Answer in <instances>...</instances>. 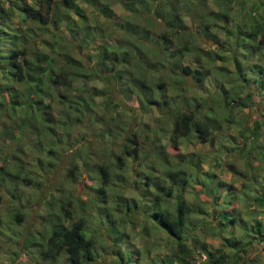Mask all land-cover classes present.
<instances>
[{"label":"trees","instance_id":"obj_1","mask_svg":"<svg viewBox=\"0 0 264 264\" xmlns=\"http://www.w3.org/2000/svg\"><path fill=\"white\" fill-rule=\"evenodd\" d=\"M119 1L124 14L108 32L101 18L109 20L115 15L112 0H0V203L6 192L15 195L22 183L40 186L62 163L70 164L67 173L71 177L83 175L85 167L90 166L91 147L109 148L118 141L124 152L116 158L119 164L129 159L133 164L138 160L145 163L139 176L132 174L138 188L143 180L147 187L155 185V169L163 167L167 184H157L151 193L152 203L147 205L150 210L144 211L151 222H145L144 230L164 242L161 264H194V246L204 255L205 264H238L255 240L264 247V121L257 118L250 128L247 114L236 117L239 107H252L253 85L264 96V1L254 0L255 11L249 18L236 20L222 6L231 0H217L220 10L201 13L197 24L194 11H206L213 0ZM211 14L215 17H209ZM140 17L144 23H136ZM14 18L17 26H13ZM220 28L224 30L223 40L217 38ZM111 36L118 39L115 44ZM203 36L209 42L205 43ZM251 44L262 52V58L244 70L239 52ZM152 52L159 55L158 61L151 60ZM213 53L216 58L225 55L223 66L204 69L184 65L182 74L176 72L177 62L179 65L184 57L202 62L204 58L210 60ZM228 63L244 80L245 95L236 91L239 86L214 92L221 94L222 100L212 98L214 93L206 97L190 95L191 86L203 85L213 69L226 76ZM155 66L167 71V77L162 74L152 79ZM94 81L104 85H92ZM136 91L144 114L152 113V105L161 108L159 124L152 130L147 125L146 132L110 125L103 127L105 138L100 136L93 128L105 123L102 108L109 111L115 94L121 107ZM97 96L105 97L104 104L96 103ZM211 101L214 104L210 105ZM218 106L229 111L224 121L240 127L242 133V129H250L249 134H242L244 139L237 146L240 166L235 162L240 154L229 151L234 147L227 144L228 134L219 133L222 121L219 117L217 123ZM76 125L84 130L80 139L87 144L84 152L82 144L77 148L82 164L72 161L77 142L71 140H75L72 135ZM167 131L170 136L162 145L159 139ZM260 135L262 143L257 144ZM183 144H196L198 148L180 151ZM27 145L36 155L35 163L22 158ZM168 146L178 148V153L170 152ZM108 165L101 161L93 171V177L100 174L98 189L106 195L113 175ZM214 166L234 174L232 182L220 179ZM187 194L195 195V202ZM103 202L109 205L107 197ZM126 206L132 212L139 209L131 200ZM104 209V213L98 212L97 220L104 233L112 236L113 223L120 231L128 216L119 223L113 220L116 217L109 206ZM13 215L17 224L24 221V212L17 210ZM71 219L69 224H56L41 256L49 262L64 253L70 264L96 262V241L87 227L91 216ZM212 237L219 238L220 243L207 240ZM124 251L114 250V264L134 263L126 260ZM256 260L250 259L247 264Z\"/></svg>","mask_w":264,"mask_h":264},{"label":"rangeland","instance_id":"obj_2","mask_svg":"<svg viewBox=\"0 0 264 264\" xmlns=\"http://www.w3.org/2000/svg\"><path fill=\"white\" fill-rule=\"evenodd\" d=\"M259 1L262 2L264 0ZM253 2L254 0H231L228 4H222V6L224 10L230 15H234L236 20H241L249 18L250 13L255 11V8H253ZM111 4L115 10V15L109 20L104 17L101 18L103 24L107 26L108 32H110L111 27V30H113V27H115V25L112 23H116L119 16L121 17L124 14L123 4L119 0H112ZM84 7L86 8L85 4ZM220 8L221 7L218 1L213 0V2L211 1L210 8H208L206 11L202 12L199 10L197 12L195 10L193 13L194 24L199 23L200 19L202 18L201 13H207L209 10L218 11ZM261 13L264 15V9L261 11ZM209 17L212 18L215 16L211 14ZM137 18L136 23H144L141 17L140 20ZM186 20L189 24L191 23V20L189 21L188 18ZM13 21V26H17V19L14 18ZM198 33L200 34L201 31H198ZM217 33V38L219 40L220 38L223 40L225 37L224 30L220 28ZM117 36H119V33ZM202 38L205 43L209 42V39H206L204 36ZM110 40L113 43L118 41L115 36H111ZM210 43L214 44V41L211 40ZM213 46L216 45H211L210 47ZM222 53H224V51L221 52V55ZM82 54L84 55L85 53ZM261 55L262 52H257L253 44L247 45L245 48H243V50H240L239 58L243 61V69L247 70L254 66L256 62L262 58ZM217 56L218 55L213 53L210 60L204 58L202 62H197L196 59L191 56L184 57L179 65L177 62L176 72L182 74L184 65L199 66L204 69L208 67L217 68L219 66H223L222 57L225 55L216 58ZM150 58L153 62L160 59L159 55L155 52L150 54ZM226 69L229 71L226 76L223 73H219L217 69H213V73L205 79L203 85L200 86L197 84L194 87L191 86L190 95L206 97L219 90V88L222 91L225 89L232 90L234 86H239V88H236V91L245 95L247 93V87L243 86L244 80L237 77V71L235 67L231 63H228ZM162 74L165 78L167 77V71L165 72V70L159 69L157 66H155L150 76L152 79L156 80V78ZM91 83L92 85L96 84L100 87L104 85L99 81H94ZM57 88L58 87H56V89ZM116 88H118V85H116ZM252 89L255 91L254 103L252 107L245 109H240L239 107L236 111V117L238 118L244 114L246 116L247 114L249 119L247 126L250 128L254 126V121L257 120V118L264 121V113L262 112L264 107V96L259 90H257L255 85L252 86ZM169 92L173 93L172 91ZM57 93H59V91H57ZM117 96V94L113 96L114 102L111 104L109 111H107L105 107L102 108L104 116L106 115V117H104L105 123L99 124L97 127L93 128L98 134H100V136L105 138L106 135L104 134L103 129L110 125H119V127L124 130L133 129L138 132H146L145 128H147V125H149L150 130H152L159 124L158 118L162 116L161 108L156 105H152V113L144 114L142 109L139 107L137 91L131 95V98H126V102L121 107L115 101ZM214 97H217L218 100H222L221 94L216 95L214 93L212 98ZM95 101L98 104H104L105 97L97 96ZM178 101L179 99L175 100L174 104ZM212 104H214L213 101H211L210 105ZM62 107L63 105H61V108ZM95 108V110H97V106ZM217 108L219 110V116L216 115L218 119L217 123H219V117L222 121V129L219 133L228 134L227 144L234 147V149L229 151L231 153L240 154L235 158V162H237L238 166H240L241 162H239L240 159L238 157L241 156V153H239L237 146H239V144L244 139L242 134H249L250 129H242V131H244L242 133L239 131L241 130L239 129L240 127L231 126L227 121H224V119H226V117L229 115L228 109L220 106ZM92 112L94 111L92 110L87 114V116ZM86 124L87 122L84 123V125L82 124L83 128H86ZM75 130L76 133H74L72 136L73 139L77 141H71L77 143L75 144V148H73L75 158L72 157V161L74 162L75 160H79V163L82 164V162H80V158L82 157L80 154H77V148L82 144L84 152L86 150L84 145L87 144H84V142L82 143V139H80V134H83L84 130L80 129V126L78 125H76ZM169 136L170 134L167 131V134L163 136V139H159V143L162 145L167 143ZM262 139L263 136L260 135L256 141L257 144L262 143ZM117 142L118 141L112 143L109 148L99 145L91 147L92 154L88 157L90 166L85 167V174L83 173V175H80L76 178L71 177L67 173V168L70 167V164L62 163L54 172L51 171L52 173L43 179L40 186H27L26 184L22 183L15 190V195L6 192L3 201L0 203V217L3 219L0 222L1 264H70L64 253L58 256L57 259L47 262L41 256V252L46 249V240L51 236L52 230L56 227V224H69L73 220L71 219L72 217H74V220H76L79 216H86L88 218L91 216V220L88 221L87 227L90 237L96 241L95 249L93 251L95 255H97L96 262L91 264H114L116 260L114 250L117 248H120V250H125L124 253L126 260L134 262H128L124 264H161L165 250L163 245L164 242L161 241V239H155V236L149 235L146 233L147 231L144 230L145 224L151 223L146 217L148 215L147 212L144 211L146 209L150 210L147 205L152 203L153 197L151 193L156 190L155 187L157 184H164L166 182L164 175H162L161 172V168L163 167L160 166L161 168H159L158 166L155 169L156 177L158 178V182L155 185L150 184L147 187L143 185L145 184L143 180L141 185L142 187L138 188L136 184L133 183L132 174L136 172L139 176V173L146 167L144 166L145 163L139 162L138 160L133 164L132 160L129 159L128 162L119 164L116 158L124 152L120 149V147H118ZM160 144L158 145L159 147L161 146ZM197 148L198 146L196 144H183L179 150H184L187 152L197 150ZM167 149L170 152L175 153H178L179 151L178 148L173 149L169 146ZM25 151L26 152L23 153L22 158H24L28 163H35L37 161L36 155L32 153L28 145ZM101 161L107 162L109 164L108 166H111L113 174L111 183L108 187H106L109 195L103 194V192H100V189H98L100 186V174H96V177H93V171L98 170L99 162ZM92 166H94V169L88 172L87 169ZM214 171L219 175L220 179L229 183L232 182L231 179L233 178L234 174L230 173L228 170L222 167L218 168L217 166H214ZM88 174L91 175V177L88 176ZM235 177L239 179V176ZM239 185L240 183L238 182V186ZM117 195L123 196V198H119ZM103 197L108 198L109 205H106L103 202ZM187 197L192 200V202H195L196 200L195 195L191 196L187 194ZM128 200L132 201L133 207L137 205L136 208L139 209L135 210L134 212L127 210L128 207L126 206V202ZM69 201H71V204ZM105 206H109L111 211L114 212L113 214H115L114 216L116 218H113V220H118L119 223L124 220V216H128L126 217L127 222L122 223L123 226L121 227L120 231H118L117 226L113 223L112 236L104 233V228L100 226V220H97L98 212L104 213ZM17 210L24 212V221L21 224H17L16 218L13 215ZM139 211H143L145 214H140ZM126 213L128 215H126ZM239 233L240 230H237L236 234ZM159 235L163 236L164 232L160 231ZM207 240L215 245L220 243V239L217 237L208 238ZM259 243L260 241L255 240L253 245L250 246L251 248L249 254L242 258L238 264H247L250 259H257L256 261H253L252 264H264V247L261 244L259 245ZM193 249L194 257L193 259L191 258V261H194V264H205L204 255L199 254V250L196 246H194ZM242 253L243 252H241V254Z\"/></svg>","mask_w":264,"mask_h":264}]
</instances>
